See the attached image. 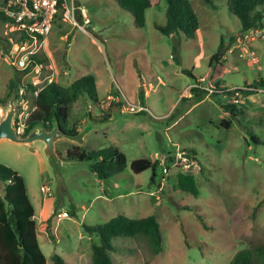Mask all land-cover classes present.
<instances>
[{
    "label": "rangeland",
    "instance_id": "1",
    "mask_svg": "<svg viewBox=\"0 0 264 264\" xmlns=\"http://www.w3.org/2000/svg\"><path fill=\"white\" fill-rule=\"evenodd\" d=\"M69 1L76 17L81 9L88 17L87 33L58 13L39 52L53 66L48 74L62 86L87 74L96 78L98 103L81 96L70 107L67 124L80 123L82 139L60 138L55 143L60 159L53 163L41 141L0 140V163L22 176L35 208L45 264H53L55 253L66 264H92L91 246L99 243V235L87 233L83 224H103L118 214L154 215L163 241L155 254L145 237H113L109 253L114 264H228L239 249L264 243V84H257L261 91L241 94L235 104L241 113L224 107L231 100L228 94L189 88L202 76L207 77L204 84L215 87L264 81V28H258L257 36L254 28L244 41L241 35L249 32L242 31L228 0H188L198 19L194 39L166 36L155 27L167 23L164 0L145 10L143 27L115 0ZM6 30L0 22L1 97L20 74L2 54L8 45L4 36L11 37ZM217 53L222 67L215 74L210 61ZM27 77L21 75V82ZM146 89L148 94L141 96ZM11 99L0 106V120ZM130 103H143L149 112L121 110ZM102 111L110 114L109 120H98ZM225 119L232 122L229 128L222 125ZM73 145L86 151L116 147L126 165L99 179L91 161L65 158ZM136 158L159 162L153 179L152 169L132 172ZM187 168L194 173L197 196L177 185V174ZM64 211L67 217L58 216ZM51 214L54 241L45 223Z\"/></svg>",
    "mask_w": 264,
    "mask_h": 264
},
{
    "label": "trees",
    "instance_id": "2",
    "mask_svg": "<svg viewBox=\"0 0 264 264\" xmlns=\"http://www.w3.org/2000/svg\"><path fill=\"white\" fill-rule=\"evenodd\" d=\"M115 1L131 15L137 27H143L145 24V10L158 6L162 0ZM164 1L167 3V23L165 25L155 24V27L166 36L175 33L188 39L196 38L198 19L190 2L188 0ZM228 9L239 19L242 31L264 28V0H228ZM61 14L62 6H60L59 19H61ZM55 18L54 20L56 21ZM7 20V16L0 12V22L5 23ZM10 35L15 36V33ZM4 39L5 42H8L7 37L4 36ZM220 56L218 53L214 54L210 61V65L212 63L215 64V74L222 67ZM33 60L48 64V58L44 54L34 56ZM18 72L16 69V73ZM252 84L254 86H257V84L263 85L264 81L260 79L258 82H252ZM20 86L34 88L30 83L23 84L21 78L16 81V78L13 77L9 82V93L5 97L0 96V106L7 103L10 98L16 101V93ZM214 94L212 93L211 95ZM81 96L87 97L95 104L98 103L95 77L93 75H83L68 86H62L56 81L42 84L37 95L31 98L35 109L27 119L24 135H28L35 128L50 130L56 125L68 137H77L76 128L69 126L67 123L70 107ZM224 107L231 109V112L237 111L241 113V110L235 104L227 103ZM109 119L110 114L105 111H102V114L98 117L100 121ZM222 125L229 128L232 122L225 119ZM251 139L254 143H259L253 136ZM262 143L264 144V140ZM65 158L77 161H91L90 168L99 179L112 177L121 172L126 165L125 155L116 147L86 151L78 145H73L66 150ZM158 164L157 160L136 158L131 161L130 169L134 173L152 169L151 179H153L154 169ZM176 178L177 185L181 191L197 196L198 189L192 169L179 172ZM0 183L3 191L0 196V264H45V255L37 239L34 221L35 208L27 195L22 176L13 168L0 163ZM198 217L201 219L200 216ZM52 218L53 214L45 220V223L48 236L54 241ZM83 229L87 233L99 235V243H93L91 246L92 264H114L109 253L110 250H113L111 242L113 237L142 236L148 240L155 254L162 250L163 238L159 223L154 215L130 218L124 214H118L103 224H83ZM52 260L53 264H66L65 260L57 253L52 255ZM228 264H264V243H257L239 249Z\"/></svg>",
    "mask_w": 264,
    "mask_h": 264
},
{
    "label": "built area",
    "instance_id": "3",
    "mask_svg": "<svg viewBox=\"0 0 264 264\" xmlns=\"http://www.w3.org/2000/svg\"><path fill=\"white\" fill-rule=\"evenodd\" d=\"M0 12L7 16L8 20L4 23L6 34L15 33V36L8 37V45L6 51L2 52L4 58L19 71L20 76H29L23 79L22 83L32 84L34 88L20 86L17 90V99L15 101L16 111L13 118V127L18 136H25L26 122L31 112L35 109L31 98L37 95L42 84L55 81L53 74H48V70H53L52 64L44 62H36L34 56L40 54L39 47L42 46L44 36L48 34L52 28L55 16L60 13L62 6L61 19L71 22L76 28L83 33H87L86 25L90 22L84 11L81 9L82 21L79 22L75 15V7L69 0H0ZM257 36L259 29H254ZM253 29L247 30L249 34H244L243 40L250 38L254 34ZM264 31V29H263ZM245 41V40H244ZM253 54V53H252ZM31 76V77H30ZM207 77H199L193 83L191 88L204 90L207 94L223 93L231 96L229 103H239L243 92H258L262 89L254 86L252 83H246L240 86L215 87L212 83L204 84ZM216 88H218L216 90ZM122 111L131 113H140L142 111L149 112V108L143 104H132L122 107ZM184 153L185 152H181ZM182 155V154H181ZM175 157L174 165L177 159ZM182 158V157H181ZM185 159V158H183ZM188 159V158H187ZM173 162L171 164H173ZM163 165V164H162ZM189 168V167H188ZM184 169V170H188ZM167 169V168H166ZM41 191H46L44 186ZM58 216L67 217L66 211L59 213Z\"/></svg>",
    "mask_w": 264,
    "mask_h": 264
},
{
    "label": "water",
    "instance_id": "4",
    "mask_svg": "<svg viewBox=\"0 0 264 264\" xmlns=\"http://www.w3.org/2000/svg\"><path fill=\"white\" fill-rule=\"evenodd\" d=\"M18 81V76H16ZM16 111V105L14 99H11L8 104L5 116L0 120V140L6 139L15 143L29 144L35 141H41L44 144V152L53 163L58 159L56 153L55 143L60 138L68 137L64 131L59 129L58 126H54L50 130L44 128H35L26 136H18L15 128L13 127V118ZM75 139L76 137H69ZM60 159V158H59Z\"/></svg>",
    "mask_w": 264,
    "mask_h": 264
},
{
    "label": "crops",
    "instance_id": "5",
    "mask_svg": "<svg viewBox=\"0 0 264 264\" xmlns=\"http://www.w3.org/2000/svg\"><path fill=\"white\" fill-rule=\"evenodd\" d=\"M77 7H79V5L77 6ZM85 13V12H84ZM77 18L78 19H81V15H80V11L78 10V15H77ZM242 36V35H241ZM240 36V37H241ZM48 58V57H47ZM221 56H220V61H221ZM49 60V59H48ZM51 64V63H50ZM197 78H195V80H196ZM97 82H96V78H95V84H96ZM193 84H191L190 86H189V88L190 89H194V88H191V86H192ZM188 88V89H189ZM194 92H197V91H199V90H196V89H194L193 90ZM148 92H149V90L148 89H146L145 91H143L142 92V95L141 96H143V97H145L147 94H148ZM202 93V91H200V92H198V93H196V96L198 97V96H200V94ZM181 95H183V94H181ZM191 93L190 92H186V95H184V97H186L187 99H189L191 96ZM109 97V96H108ZM111 97V96H110ZM190 100V99H189ZM76 102V101H75ZM74 102V103H75ZM73 103V104H74ZM141 104H143V103H141ZM144 105V104H143ZM141 113V112H140ZM102 114V113H101ZM100 114V115H101ZM161 117H166V115H163V116H158V117H156V118H161ZM169 117V116H168ZM91 118V117H90ZM83 119V120H82ZM81 120H82V123L83 124H85L86 122H87V120H86V118H82ZM83 124H82V126H83ZM81 124L79 123V125H78V123H77V125L76 124H74V125H72V126H74L75 128H76V130H77V132H78V135H77V137L76 138H79L80 137V139H82V136L80 135V133H79V130H80V126ZM1 140H6V139H1Z\"/></svg>",
    "mask_w": 264,
    "mask_h": 264
}]
</instances>
